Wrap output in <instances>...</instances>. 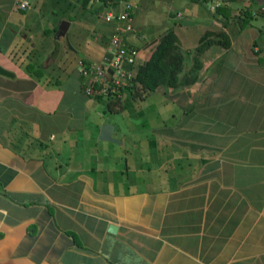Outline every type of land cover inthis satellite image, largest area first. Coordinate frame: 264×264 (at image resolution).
I'll return each mask as SVG.
<instances>
[{"label":"crops","instance_id":"1","mask_svg":"<svg viewBox=\"0 0 264 264\" xmlns=\"http://www.w3.org/2000/svg\"><path fill=\"white\" fill-rule=\"evenodd\" d=\"M52 1L0 0V67L11 73L0 74V264H264V0H128L122 36L139 64L169 27L142 37L141 6L229 39L200 54L194 83L151 92L162 119L141 139L130 130L145 122L116 136L114 122L86 116L97 98L79 62L106 53L121 23L104 14L119 0H86L104 10L70 36L47 14ZM116 97L110 112L139 115L125 109L139 98ZM104 123L118 143L98 139Z\"/></svg>","mask_w":264,"mask_h":264},{"label":"rangeland","instance_id":"2","mask_svg":"<svg viewBox=\"0 0 264 264\" xmlns=\"http://www.w3.org/2000/svg\"><path fill=\"white\" fill-rule=\"evenodd\" d=\"M151 3V2H149ZM69 5V6H68ZM94 9H90L89 7H83V5L76 6V0H58V1H52L51 2V7L47 8V14L51 18L52 22L55 24L60 23L61 20L66 19L67 22L70 23L69 29L67 32V35L70 36L71 32L74 31V29L79 26L81 22H85L84 19H82L84 15H91V13L99 14L104 10V7L102 4H99V2L94 1L93 3ZM137 7V5H136ZM73 8V9H72ZM204 7H202V13L204 11ZM138 13L140 14V19L144 21V24L142 27V37H146L147 35L152 34L151 32L154 30V32H157V30L163 28V22L167 21L168 26L173 27L176 35L178 36L179 41L177 42L178 48L180 52L183 55V65H182V72L183 69L187 68L191 64V55H193V49L192 46L193 44H196V39L194 37L195 31L198 30V34L202 33L203 30L201 28V23L197 24V26H193L189 19L187 17H182V18H174V19H164V18H159L157 15L160 13L158 10L153 8L152 10L147 8L143 9V7H139ZM92 11V12H91ZM95 11V12H94ZM101 15V14H100ZM94 16L97 17L96 21L97 23L102 24V18L101 16ZM157 16V17H156ZM136 19L134 20V23L137 21V15H135ZM140 21V20H139ZM78 22V23H77ZM80 22V23H79ZM77 24V25H76ZM148 27H151V31ZM81 28L84 30V25L81 26ZM210 28V27H208ZM200 29V30H199ZM150 32V33H149ZM149 33V34H148ZM194 38V39H193ZM79 54H81L79 52ZM159 89H165L164 87H160ZM168 89V88H167ZM156 93H151L148 98L145 100H136L135 102L132 101V103H128L126 105L125 109L133 107L134 110H139V115L136 114L135 112V117H132L129 119V116L126 114L127 110H117L114 112H110V110L107 109L106 107V102L104 99H97V100H91V103L86 106L87 110V120L91 119H96V116L98 118H104L105 120H110L111 122H114L116 125V128L118 131H115V135L119 136L120 134L118 132H122L124 129V126L129 129L132 127L131 123L141 124V122H145L144 125L140 126L139 128H135L133 130H130L133 132L132 134L134 135L133 138H142L143 134L149 135L148 132L151 131V128L155 127L158 122L161 121L162 117V111L160 110L159 107L161 105L157 103V100L154 98ZM120 105V104H119ZM118 105V107H119ZM117 106V105H116ZM172 108V107H171ZM124 109V108H123ZM177 109V108H176ZM96 111V113H95ZM177 112V110H174ZM174 112V113H175ZM174 121L173 117H169L167 119V124L171 123ZM162 126V125H161ZM144 127V128H142ZM145 132V133H143ZM114 133V132H113ZM72 134L77 138L80 137L79 135H75L74 132ZM149 138V136H147ZM151 137V136H150ZM152 138V137H151ZM84 141V138H81ZM79 141V140H78ZM103 147V146H101ZM104 148V147H103ZM106 149V148H105ZM115 149V148H114ZM120 149L117 148L114 150L113 154H117ZM101 156V155H99ZM128 158V156H127ZM129 159V158H128ZM103 162L105 159H102ZM120 164V162H117ZM111 164V162H110ZM116 162L113 161L111 166L116 167ZM121 165V164H120Z\"/></svg>","mask_w":264,"mask_h":264},{"label":"trees","instance_id":"3","mask_svg":"<svg viewBox=\"0 0 264 264\" xmlns=\"http://www.w3.org/2000/svg\"><path fill=\"white\" fill-rule=\"evenodd\" d=\"M85 2L86 0L83 1V5L86 4ZM103 2L105 4L106 0ZM250 18V12L244 10L238 18L239 28H242ZM177 42L178 39L172 27H167L154 45L148 58L138 65L134 78L123 90H127L134 99H145L158 87L173 89L192 84L196 81L197 71L201 65L200 54L212 44H219L223 47L229 45L228 36L223 32H203L193 49L190 67L182 72L183 55ZM95 98L105 99L108 110H112L113 107L120 104V99L116 96H95Z\"/></svg>","mask_w":264,"mask_h":264},{"label":"built area","instance_id":"4","mask_svg":"<svg viewBox=\"0 0 264 264\" xmlns=\"http://www.w3.org/2000/svg\"><path fill=\"white\" fill-rule=\"evenodd\" d=\"M120 10L114 12L106 10L105 21H117L121 25H115L114 31L109 37L106 53L100 61L79 62L81 74L86 77L84 93L95 97L118 96L121 90L127 86L135 76L139 65V50L124 44L123 32L132 29L131 12L134 5L128 0H119ZM17 8L26 10L29 8L28 0H19Z\"/></svg>","mask_w":264,"mask_h":264},{"label":"water","instance_id":"5","mask_svg":"<svg viewBox=\"0 0 264 264\" xmlns=\"http://www.w3.org/2000/svg\"><path fill=\"white\" fill-rule=\"evenodd\" d=\"M66 28H67V21H61L58 25V29L61 31H65ZM0 74L11 75L9 71L1 67H0ZM111 132H112V126L110 124H107V123L102 124L99 130L98 139L118 143L119 141H117L116 139L110 136ZM108 229L109 231H113L114 226L110 225Z\"/></svg>","mask_w":264,"mask_h":264}]
</instances>
